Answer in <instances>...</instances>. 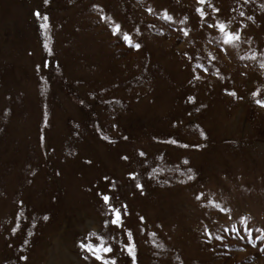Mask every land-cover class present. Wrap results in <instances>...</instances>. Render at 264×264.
I'll use <instances>...</instances> for the list:
<instances>
[{
    "label": "rangeland",
    "instance_id": "obj_1",
    "mask_svg": "<svg viewBox=\"0 0 264 264\" xmlns=\"http://www.w3.org/2000/svg\"><path fill=\"white\" fill-rule=\"evenodd\" d=\"M208 2L218 14L197 0H0V264H94L79 245L98 237L117 264H131L126 242L136 264H264L260 241L223 231L240 217L264 228V0ZM215 19L240 31L235 46ZM104 194L127 205L123 230L105 226Z\"/></svg>",
    "mask_w": 264,
    "mask_h": 264
},
{
    "label": "snow or ice",
    "instance_id": "obj_2",
    "mask_svg": "<svg viewBox=\"0 0 264 264\" xmlns=\"http://www.w3.org/2000/svg\"><path fill=\"white\" fill-rule=\"evenodd\" d=\"M49 2V0H44V3L47 4ZM197 3L199 5H207L208 7H211L214 13H219V9L213 7L208 0H197ZM93 7H98L96 5H93ZM149 12L152 11V9H148ZM196 12L198 13V15L200 16L201 19H204L207 15V13L204 11L203 7H197L196 8ZM34 15L38 18V19H43L45 21L44 24L41 25V27L43 28H47L48 27V17L42 16L41 13L39 11H36L34 13ZM241 16L244 15L243 12L240 13ZM102 20L107 19L104 16L100 17ZM163 19H165L166 21H171L173 18L167 14V12H165V15L163 16ZM249 20L252 19V17H248ZM208 28H214L216 30H218V32L221 34L222 38H223V44L226 46H235L236 42L241 40V33L239 30L237 29H230L229 24L220 21L219 19H215L213 23H209L207 24ZM181 31L183 32L184 36H188L189 32L186 29H181ZM112 35H117L119 36V38H121L125 44L128 45V47L130 48H134L135 50H139L141 48V44L140 43H134L131 36L127 33H121V25L119 24H115L113 26V30H112ZM45 47L47 48V44L45 45ZM222 51L224 49H221ZM185 55H187V53H185ZM209 57L211 60H215L216 57L212 56L211 53H209ZM252 59H255V54L252 55L251 57ZM189 59H192V57H189ZM45 67H47V63L44 65ZM261 67H264V64L261 65ZM197 68H203V65H197ZM204 72H207L208 69L207 68H203ZM195 79H200L199 76H195ZM232 95H235V93H231ZM253 95H256V93H254ZM194 97H189V101L190 102H194ZM258 104H261V106H264V102H261L259 100L256 101ZM115 127V125H114ZM203 135V133H201ZM103 139H108L107 137H103ZM125 139H127V137H125ZM110 142H114V141H110ZM171 143L176 144L177 141L172 140ZM183 147H187V145H182ZM139 155L141 157H144L146 154L143 151L139 152ZM122 159L127 160L128 157L124 156L122 157ZM88 163H90V161H87ZM188 162L185 161V164H187ZM189 172H191V170L189 169ZM137 174L135 172H130L129 173V177L133 180L136 179ZM195 177L192 174H189L187 179L189 181L193 180ZM105 180H108V177H104ZM181 183H184V181H181ZM112 186L115 187V182H112ZM136 187L138 189H141V191H143V185L137 183ZM102 200L103 203L105 205L108 206L109 208V212H110V217L109 220H106L104 222L106 227L110 228V231L115 232L117 230H123L124 229V220H123V216H126L128 214L127 212V205H121L119 207L114 206L113 204L110 203V200L112 199V197H110L107 194L102 195ZM195 199L197 201H201V200H205L207 201V204H201V207H206V206H211L216 208L219 212H223V213H228L229 210L225 209L223 207H221L220 204L209 200L208 197L203 193L200 192L199 194H197L195 196ZM48 217L45 216L44 219L46 220ZM140 220L143 221L144 218L140 217ZM231 220V216H227L226 219V223L228 221ZM248 218L247 217H240V221H241V226H237L235 224H233L231 226V228H224L223 231L224 232H231L234 237H239L240 239H247L248 243H250L253 247H257V243L256 241H260L261 242V247L260 250L264 251V228H253L248 222H247ZM245 233L246 235H242L241 233ZM13 232H15V229H13ZM258 233V235L255 236V238L253 239V233ZM204 233L206 235V239L207 240H211L213 239L212 237V233L211 231L205 227L204 228ZM92 236H96V233H91ZM126 235L128 237V240L131 241L132 240V233L131 231H127ZM98 243H81L79 245V247L85 251L86 253L90 254L91 257L94 258V264L96 261L100 262V264H117V261L114 258H111L114 255V250H113V246L111 244H108L102 237H98ZM215 239L217 241L223 242L224 237L217 235L215 237ZM124 249L127 251L128 255L131 257V264H136V250H135V246L132 243H125L124 244ZM22 259H27V257H21ZM85 260L89 259V255H86L84 257Z\"/></svg>",
    "mask_w": 264,
    "mask_h": 264
}]
</instances>
